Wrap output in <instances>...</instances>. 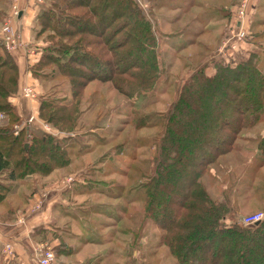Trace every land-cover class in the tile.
I'll use <instances>...</instances> for the list:
<instances>
[{
  "label": "trees",
  "instance_id": "1",
  "mask_svg": "<svg viewBox=\"0 0 264 264\" xmlns=\"http://www.w3.org/2000/svg\"><path fill=\"white\" fill-rule=\"evenodd\" d=\"M259 3L250 2L246 40L237 51L210 58L182 81L160 118L153 154L146 161L145 217L163 232L161 245L176 264H264V220L254 225L228 223L232 206L214 200L204 184L210 165L237 151L246 134H259L264 123V48L255 42L252 21ZM9 9V1L0 0V27L10 17ZM235 12L226 16L221 40L235 25ZM146 13L137 0H45L44 8L39 6L35 42L43 47L35 59L27 58L24 72L33 80L31 87L36 80L46 85L49 79L65 78L69 99H60L46 85L39 99L20 103L25 74L0 33V113L8 116L0 126V176L9 182L46 177L71 168L75 156L99 154L96 147L107 138L95 142L94 135L110 112L91 104L85 115L81 95L86 86L109 83L132 101L152 94L162 79L160 43ZM33 113L35 123L16 132L15 126ZM136 121L137 128L143 127V119ZM123 146L127 149L129 144L115 146L113 152ZM257 146L264 163L263 133ZM109 154L97 155L84 173H110L108 165L115 162L107 158ZM96 163L102 164L99 169ZM29 212L20 215L27 217ZM54 250L59 257L72 255L65 242Z\"/></svg>",
  "mask_w": 264,
  "mask_h": 264
},
{
  "label": "rangeland",
  "instance_id": "2",
  "mask_svg": "<svg viewBox=\"0 0 264 264\" xmlns=\"http://www.w3.org/2000/svg\"><path fill=\"white\" fill-rule=\"evenodd\" d=\"M8 1L9 13L11 12L12 0ZM173 1H175L174 4H169L170 6L168 7L153 6L155 10L151 11V17L148 3L146 2V4L145 0H138V3L140 2L142 6L147 7L146 14L156 25L155 30L160 43L158 52L162 79L156 86L155 91L150 95H140L139 97H134L132 101H127L114 90L112 84L93 82L86 86L81 95V103L85 115L89 114L87 109L91 107V104L95 105L93 108L97 106L102 108L101 112L103 113L105 111L102 110H106V114L108 110L110 112V116L102 122L99 132L94 135L95 142L103 137L107 138L102 144L97 145L96 151L99 152V154L97 153L98 156L109 154L111 151L107 158L115 163L114 165H108L110 173H101L99 170H94L95 172L92 171L90 174L79 173L82 168L86 170L89 165L95 163L98 156L94 152L87 154L88 156L82 159L75 156L73 165L71 168L69 167L70 169L59 170L62 172L61 175L59 171H56L46 177H33L26 180L29 184L27 185L29 197L40 191L39 195L41 198L46 194H49L48 198L52 196L53 198L59 197V195H56L57 193L60 194V191L55 187H59L63 179L66 180L62 182V185H69L64 188L68 193L73 188V185L78 183L73 188L72 194L76 193L80 197L75 198L76 201L73 199L69 200L66 208L59 209L58 207L55 209L54 217L62 224L58 225L57 229L55 226L52 228L49 239L46 238V241L52 242L56 237H62L60 233L62 229H65L66 236H71L73 233L74 236L80 237L79 233L83 232L87 238L94 235L93 233L98 235L105 230H110L111 237L107 238L101 235L102 237L99 238L101 243L110 240V247L108 246L109 243L106 244L109 247V254H106V259L105 255H103V258L97 256L100 248L83 245L73 238V244L79 251H76L77 255L74 258L72 255L69 258L74 259L76 262L89 256L97 259L93 264H176V260L170 255L168 249L161 245L160 236H162L163 232L154 225L152 220L145 217V192L142 182L146 175V161L153 154L151 148L161 129L160 118L162 114L168 111L171 102L176 96V91L183 83L182 81L187 75L191 74L192 69L195 67L197 68L203 64L206 66L210 58H217L216 51L219 45L217 46L216 39L222 41L221 38L226 30L225 26L228 19L224 17L223 19H216L214 16L210 21H204V13L207 11L208 6L213 3L222 4L228 10L225 15L231 17L240 0H236L235 4L234 0H226V2L222 0V3H220L221 0H184L188 3H186L187 5H183V0ZM38 5L37 7L42 6L44 8L45 0L43 5ZM171 6H177L181 11L177 9L171 12L173 11ZM257 10L258 7L253 14V18L255 21H261V19H264V14L259 12L256 16ZM194 16H196L195 19L193 18ZM6 21L7 19L2 23L1 27ZM36 29L38 31L37 25ZM256 31H264V29L258 28ZM255 42H258V39ZM41 47L43 45L37 46V42L33 46L36 57L41 52ZM263 48L264 46H262ZM36 81L34 86H32L35 91L37 89L36 98L39 99L44 94L46 85L47 89H55L54 92L56 91L60 99L70 98V86L65 78L58 76L53 80L49 79L46 85L44 84L45 82L41 84L38 80ZM27 86H31V83L24 82L21 88L24 87L25 89ZM23 90L19 91L20 103L22 100H26L22 96ZM28 101L32 102L33 100ZM25 105L23 104V107ZM30 117L27 121L24 120L20 125L15 126V131L18 132L24 124L31 126L33 123H29ZM138 117L143 119V127L137 128L136 119ZM86 119L82 118L85 121ZM85 121H83L82 126L85 125ZM6 122L7 120L4 124ZM45 126L44 128H46ZM258 130L260 131H257L259 135L264 134V123ZM46 133H52V130L46 131ZM250 133L255 132L252 131ZM77 134L80 133L77 132ZM91 142H93V139ZM124 142L129 144L127 149L126 146H123L121 151L113 152L112 148ZM254 143L257 142L254 141ZM223 162L227 165H221ZM101 165V163H96L95 168L99 169ZM209 172L211 175L207 174L204 176V184L207 186L209 194L214 200L232 206L233 212L228 218V223H242L244 217L261 212L251 213L252 210H258L259 207L264 205V168L260 172H256L253 177V174L248 170V166L246 167L242 163L241 157L239 155L237 157L236 153L232 152L221 157L217 163L210 165ZM58 174L61 177L57 176ZM73 177L75 181L71 182L72 184L67 183ZM54 178L55 180H60L53 182L49 190L43 188L42 184L45 185V183L53 181ZM253 178H255V181L252 182ZM31 183L32 185H30ZM83 183L86 185H82ZM252 183L257 185L249 188ZM7 186L5 184L4 187ZM55 190L58 192L54 193ZM83 200L85 201L82 202ZM37 202L32 201L28 210H31ZM59 206L61 205L59 204ZM39 211L32 214L36 215ZM23 212L21 211L20 214H24ZM20 214H18L17 225L18 220L25 217ZM29 216L19 225H25ZM36 233L42 239L43 229L37 230ZM100 251L103 253L104 249ZM57 259L59 260L58 256ZM87 264H90V262Z\"/></svg>",
  "mask_w": 264,
  "mask_h": 264
},
{
  "label": "crops",
  "instance_id": "3",
  "mask_svg": "<svg viewBox=\"0 0 264 264\" xmlns=\"http://www.w3.org/2000/svg\"><path fill=\"white\" fill-rule=\"evenodd\" d=\"M224 1L226 2V0H223V2ZM235 1L236 0H234V4H235ZM259 1H260V3L258 5V10H257L256 16L258 15L259 12H262L264 14V0H259ZM146 2L149 5V14H151V17H152L151 11L155 10L154 7H157V6H167L168 7V6H170L169 4L173 5L175 1H173V0H145V3ZM16 3H17V6L19 8L20 14H19V17L17 18V20H15L14 26L18 30V32L22 35L21 38L23 39V43H25V47H24V49H20L19 51L14 52L13 57H14L17 65L20 68L21 67L23 68V72H24V70L28 67L27 58L28 59L29 58H33V59L36 58V52L34 55H30V52H31V50H33V46L36 43L35 38H36L37 30H36L35 19L38 15L39 7L36 6L34 0H18ZM186 3L187 2L183 0V5L188 4V3L187 4ZM220 3H222V0ZM172 9H173V11H171V12H174V10H177L178 8H177V6H175V7H172ZM178 10L181 11V9H178ZM227 13H228V10L224 5L219 4V3L217 5V4L213 3V4L208 6L207 11L204 13L205 14L204 21H206V20L210 21L214 16L216 19L217 18L223 19V17L227 18L226 17L227 15H225ZM193 18L195 19L196 16H194ZM252 21H253V33L255 34L256 39H258V42L264 46V31H259V32L256 31V29H258V28L264 29V19H261V21L260 20L255 21V19L252 18ZM154 25H155V23H154ZM155 29H156V25H155ZM204 31H207V30H204ZM220 42L221 41L216 39L217 46L220 45ZM204 47L209 48L208 46L207 47L204 46ZM25 72H26V70H25ZM25 72H24V74H25ZM23 77H24V80L26 81V78H27L26 74L23 75ZM31 81H33V80H31L30 77L28 76L27 82L31 83ZM30 103H32V102H30ZM35 108H36V106H35ZM29 117H24V120L27 121ZM32 117L34 118V123H35L37 117H35L34 113H33ZM44 126L45 125H43V127ZM246 135L248 136V138L247 139L243 138L241 140L238 150L235 151L234 153H236L237 157H238V155L241 157L242 163L246 167L248 166V170H250L251 172H255V173L257 172L258 173L262 170V168H264V163L262 162L257 143H254V141L258 142V140L260 139V137H259L260 135L255 134V133H251L250 135L246 134ZM261 136H262V134H261ZM242 153H244V154H242ZM88 155H86V157ZM237 163H238V161H237ZM223 164H224V162L221 163V165H223ZM91 165H89L88 168H86V169L91 168ZM224 165H227V164H224ZM82 172L84 173V172H86V170L84 168H82V170H80L79 173H82ZM61 173L62 172H60V175H61ZM60 175L58 174L57 176H60ZM33 177H39V176H32V177L23 179L21 181H16V182H9L3 176H0V264H37V261L34 258V247L38 244H41V243H46V244L49 243V245L52 246L53 251H54L55 247H57L60 243L65 242V245L69 246V248L72 249L71 252H72V256L74 258L75 255H77L76 253L79 251V250L77 251L76 246L73 244V241L75 239L83 245H88L90 247H98V248H100V250L104 249L103 253H102V251L99 250L97 256H101L103 258V255H105V259H106V257H107L106 254H109L108 250L110 247V243H109L110 240H106L105 243H103V242L101 243V242H99V238L102 236L107 237V238L111 237L110 230H108L109 232L107 230H105V231L101 232V234H98V235L97 234L95 235V233H93L94 235H92L91 237L88 235L90 238H87V236L85 234H83V232L79 233L80 237L77 235L74 236L73 233L71 236H66L65 229L61 228L62 230L60 233H61L62 237H56L55 239H53V241H52L53 243L46 241L47 240L46 238L49 239L50 232H51L52 228L55 226V228L57 229L58 225L60 226V224H62L61 222L57 221V219L54 217L55 209H57L58 207H59V209L66 208L69 200L73 199L74 201H76L75 198L80 197V196L76 195V193L72 194L71 190L69 193L66 192V190H64V188L68 187L69 185L65 184V186H63L62 182H64V180H66V179H63V181L60 183V185H62V186L59 185V187L58 186L55 187L56 189H59V191H60V194L57 193V195H56V196L59 195V197L53 198V196H52V197L48 198L49 194H46V195H44L45 197L42 196V198H41V196L39 195L40 191L39 192L37 191L36 194H34L32 197L31 196L29 197V193L27 192V185H29V184H28V182H26V180L33 178ZM55 178L53 181L45 183V185L42 184L44 186L43 188H45L46 190H49L50 185L53 182H57L58 180H60V179L55 180ZM74 181H75V179H74ZM85 183H83L82 185H86ZM5 184L8 186L4 187ZM33 184H36V183H33ZM30 185H32V183ZM256 185H257L256 183H252L249 186V188H252L253 186L255 187ZM69 188H71V187H69ZM4 189H9V190L5 191ZM56 192H58V191L55 190L54 193H56ZM41 199L43 201V205H42L43 209L40 210L38 212V214H36V215H33V214L30 215L27 218L28 220H27L25 225L21 226V225H19V223L17 225V218L19 216L18 214H20L21 211L27 210L32 201H35V202L41 201ZM47 199H49V200H47ZM84 201L85 200H83L82 202H84ZM59 204L61 206H59ZM262 210H264V205L262 207H259L258 210H252L251 213L257 212V211H262ZM244 213H246V212H244ZM41 228L43 229L42 239H40L36 233V231L41 229ZM64 238H65V240L63 241ZM73 238H74V240H73ZM107 243H109V245H108L109 247L106 245ZM7 244H11L13 246V255L12 256H9V255H7V253H5V246ZM104 245H105V247H103ZM69 256L70 255H68V257H66V256H63V257L60 256L59 257L58 256V258H59L60 262L63 261V262H66L67 264H87L89 262H90V264H93L97 260L93 257L88 256V257L84 258L86 260L82 259L81 261L76 262L74 259L73 260L70 259ZM97 256H94V257H97ZM10 257H13V258L9 259ZM102 258H101V262L103 261Z\"/></svg>",
  "mask_w": 264,
  "mask_h": 264
},
{
  "label": "built area",
  "instance_id": "4",
  "mask_svg": "<svg viewBox=\"0 0 264 264\" xmlns=\"http://www.w3.org/2000/svg\"><path fill=\"white\" fill-rule=\"evenodd\" d=\"M38 5H43L44 0H34ZM138 1V0H137ZM17 1L13 0V5L11 7V15L10 18L7 19L6 23L3 25L1 29V33L3 35V40L6 45V48L10 52H17L20 49H24L25 43H23V39L21 38V34L14 26L15 20L19 17L20 11L17 6ZM251 0H240L237 8H236V18L235 25L228 31L226 38H224L219 47L217 48L216 55L218 57H226L229 52H236L239 45L246 40L247 36V22H248V10L250 6ZM140 3V2H139ZM141 8L146 12L147 7L142 6ZM35 51L31 50L30 55H34ZM23 96L27 100H35L36 92L33 87L27 86L23 91ZM7 120V115L4 113H0V126L4 124ZM34 121L33 117H30L29 123ZM46 131H50L51 129L45 126ZM74 181V178H70L67 183H71ZM45 197V196H43ZM43 201H38L30 210V214L39 211L42 208ZM23 217L18 220V223H23ZM23 220V221H22ZM264 220V211L257 212L251 215H248L243 218L242 223L244 225H254ZM5 253L11 256L13 254V246L11 244H7L5 246ZM34 258L37 261V264H62L58 261L52 246L48 243H41L34 247Z\"/></svg>",
  "mask_w": 264,
  "mask_h": 264
},
{
  "label": "water",
  "instance_id": "5",
  "mask_svg": "<svg viewBox=\"0 0 264 264\" xmlns=\"http://www.w3.org/2000/svg\"><path fill=\"white\" fill-rule=\"evenodd\" d=\"M28 146H29V145L27 144V145H26V149L28 148Z\"/></svg>",
  "mask_w": 264,
  "mask_h": 264
}]
</instances>
